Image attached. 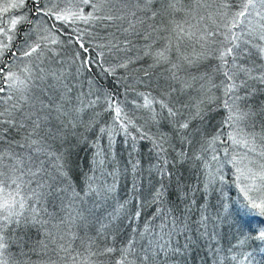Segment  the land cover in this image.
Instances as JSON below:
<instances>
[{"label":"snow or ice","instance_id":"6c2138e0","mask_svg":"<svg viewBox=\"0 0 264 264\" xmlns=\"http://www.w3.org/2000/svg\"><path fill=\"white\" fill-rule=\"evenodd\" d=\"M224 260L264 264V0H0V264Z\"/></svg>","mask_w":264,"mask_h":264},{"label":"trees","instance_id":"16d2710c","mask_svg":"<svg viewBox=\"0 0 264 264\" xmlns=\"http://www.w3.org/2000/svg\"><path fill=\"white\" fill-rule=\"evenodd\" d=\"M10 15H12V13H10ZM29 18L33 21V24L18 26L17 30H18L19 34L17 35L16 39L13 41V46H14L13 50L17 51V57L20 56V52L16 49V45L23 46V43H24L23 36L25 33L30 32L32 30V28L38 22H42L45 25V27H50L51 22H46V19L43 17L38 18L35 15H33L32 13H29ZM74 50L75 49L72 46H68L67 54L71 55ZM4 60L7 61L8 64H16V62L18 61V59L16 57H12L10 54L5 55ZM117 147L119 149L120 145L118 144ZM225 171H227V168L225 169ZM232 191L235 192L237 196L240 195L235 188H233ZM257 258L259 259V257H257ZM223 264H229V262L227 260H224Z\"/></svg>","mask_w":264,"mask_h":264},{"label":"rangeland","instance_id":"374dc122","mask_svg":"<svg viewBox=\"0 0 264 264\" xmlns=\"http://www.w3.org/2000/svg\"><path fill=\"white\" fill-rule=\"evenodd\" d=\"M35 27H45V25L42 23V22H38L33 28H35ZM33 28H32V30H33ZM31 30V31H32ZM17 63H20V61L18 60L17 62H16V64Z\"/></svg>","mask_w":264,"mask_h":264}]
</instances>
